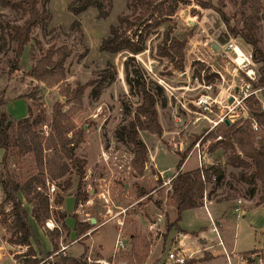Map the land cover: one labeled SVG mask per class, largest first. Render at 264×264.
Instances as JSON below:
<instances>
[{
    "label": "rangeland",
    "instance_id": "374dc122",
    "mask_svg": "<svg viewBox=\"0 0 264 264\" xmlns=\"http://www.w3.org/2000/svg\"><path fill=\"white\" fill-rule=\"evenodd\" d=\"M69 1L50 0L49 5L52 12L48 24V28H51L50 32H46V30L39 27L33 29L34 37H38L41 43L40 45L32 44L31 40L25 45L20 56L18 69L11 68L15 41L7 37L8 45L5 50L0 51V99L4 101L2 108L6 109L13 117L21 118L28 112V102L33 113H37L39 110L43 111L48 119L53 102L57 99L64 100V97L60 94L58 84L46 85L26 73L33 64L34 57L38 56L40 51L44 50L50 43L58 45L65 42L73 49L65 61L66 78L60 84L61 87L65 84L74 86L77 82H84L89 78L96 77L105 62L111 60L116 67V79L111 84L101 88L97 96L92 94L91 87H87L83 94L82 108L74 107V110L70 112L75 123L84 128V138L74 152L87 160L86 173L82 183V188L87 192L86 199L80 200L81 205H75L74 191L77 178L74 173L71 174L72 185L66 191H61L54 181L49 182L55 184L54 194L62 192L64 197L67 195L64 202L63 200L60 203L51 201V218H56L57 221L60 220L57 210L64 211V204L66 213L64 223L66 227L73 231V235L75 234L73 229L75 217L89 220V217L94 216L97 218V222L93 223V226L76 238H71L69 233L64 235L62 228L63 238L59 237L56 241L58 244L59 240L62 239L66 246H70L67 249H70L72 254H77L86 247V254L91 257H104L108 256L107 252L112 250L120 225L121 235L125 237L127 245L123 251L116 255V258L122 260V262L118 263L115 260L114 264H154L155 261H157L156 264H174L166 256L168 250L177 244L176 236L173 234V231H177V229L171 228L166 236L165 218L167 216L169 219H173L175 210L168 197V184H162L163 177L157 171V168L163 171L164 178L173 176L177 171L175 165L180 158V153L186 149L183 167L189 168L196 165L197 157L196 151L192 148V141L194 135L202 134V130L206 129L210 122L206 118H199L195 121L199 113L194 112L193 109L192 111L184 109L178 98L182 101H188L194 96L197 90L190 89L196 85L192 77L196 74L195 71L203 69L200 68V63L194 62V55L203 53L207 56L204 48L209 46L211 40H217L216 36L219 33L217 28L212 33L208 31V34L200 32L201 25H204L203 21L211 18V13H213L215 17L221 19V21L219 20V26L226 32L228 29L217 8L224 12L231 25L240 26L241 7L235 0H207L214 7H202L194 0L189 4H180L175 15L177 21L175 33L180 35L190 27L193 29L192 34L188 35L192 39L186 45V61L183 71L172 70L167 58L156 57L153 52L151 53L149 41L147 42L148 48L135 55L136 60L143 67L145 75L159 84L162 82L166 86L165 89L160 84L165 93L168 94L169 91H173L177 95V98L171 97V102L167 100L164 105L157 104L163 128L161 135L140 131L139 135L147 146V156L142 173H138L131 164L132 144L120 140L116 136V129L130 118L127 112L133 110L140 100V94L131 92L125 79L123 60L129 52L123 50L117 53H109L99 50L100 39L108 33L109 24L116 22L117 15L126 10L125 0H112V8L105 17H98L97 9L93 6L88 7L78 15H74L67 7ZM16 15L14 10L0 5V20H15ZM75 18L80 21L83 35H80L75 28L69 29L70 22ZM210 20L214 21L215 18ZM258 24L259 27L255 31V35L259 40L258 47L264 54V19L259 20ZM236 40L245 50H252V45L245 42L240 36H236ZM86 48L88 49L86 54L80 57V54ZM259 64V62L254 61L253 67L257 69ZM229 68L232 71L231 65ZM226 74L230 76L228 72ZM243 75L245 73L240 69L238 77L242 78ZM229 81L222 83L224 86L221 93L222 97L226 95L225 87ZM34 86H37V90L34 91L37 92L35 97L29 94ZM258 94L261 96L260 93ZM70 106H73V104H66L64 108L68 109ZM190 107L194 108L192 102H190ZM214 110H218V107ZM209 116L215 118V111L211 112ZM42 129L47 130V126L44 124ZM207 141H202L204 148H206ZM210 152L209 155L205 156L206 161H216L221 156L216 155L214 150ZM2 153L3 149L0 147V160ZM26 159L24 166L21 169H16L17 172L34 171L33 158L28 155ZM1 171L0 162V178ZM140 189L146 191L139 194ZM235 196H238V193ZM2 197L3 193L0 189V202ZM208 202L210 200H207V204ZM229 202L233 203V198H228ZM25 206L29 212L28 218L33 230L31 240L34 248L43 252L51 250L52 242L46 231L43 232L34 220L30 210L31 204L26 203ZM4 207L7 210L9 204H5ZM108 207L110 211L107 212ZM188 209H184L181 213L180 220L183 226L194 230L205 229L209 235H215L210 231L211 222L207 218L204 209ZM227 211L233 232L236 230V234H239V249L258 247L259 244L264 246V227H260V225L255 226V228L250 227L249 223L253 222L249 218L250 210L245 213V216L241 214L237 216L232 209ZM159 213H163L162 220H157L153 226H150ZM258 215L257 223L264 222V206L256 211L254 216ZM117 218L122 221L121 224H118ZM98 224L100 226L92 229ZM42 225H44V222ZM97 229L99 231L94 235ZM8 236L9 233L0 222L1 251L6 249L5 241ZM22 249L18 252H10V254L20 259L24 257L20 253H24L27 248ZM263 252L261 249H253L250 252L239 254L238 257L243 256L245 264L253 263L255 257L257 258L256 262L264 264L263 260L259 262ZM11 255H9L10 258ZM4 256L5 254L1 252L0 264H12L9 256L3 259ZM203 257L207 258V255L204 254ZM221 257L205 260L201 264H224L225 258ZM93 264L98 263L93 262Z\"/></svg>",
    "mask_w": 264,
    "mask_h": 264
},
{
    "label": "trees",
    "instance_id": "16d2710c",
    "mask_svg": "<svg viewBox=\"0 0 264 264\" xmlns=\"http://www.w3.org/2000/svg\"><path fill=\"white\" fill-rule=\"evenodd\" d=\"M191 1L125 0L126 10L117 15L116 22L109 24L108 33L102 36L99 42L100 51L129 52L123 60L125 79L129 90L140 94V100L133 110L127 112L130 118L116 129V136L132 144L131 164L138 173H142L147 156V146L139 133L148 131L157 135L162 134L163 128L157 104L164 105L167 97L162 85L145 75L135 55L148 48L149 41L151 53L153 52L156 57L167 58L172 70L183 71L187 37L192 34L193 29L190 27L189 31L176 34L175 15L180 4H189ZM194 1L202 7H214L207 0ZM235 2L241 7L240 26L231 25L224 12L219 8L217 11L231 35L240 36L252 45L253 59L260 63L257 67L259 76L252 85L260 87V97L264 98V54L258 47L259 40L255 35L259 27L258 21L264 19V0H235ZM49 3L50 0H0V5L9 7L17 14L15 20H0V51L7 47V37L15 41L12 69H18L21 53L28 42L32 40V44L40 45L41 40L32 33L35 27L50 32L51 28H48V24L52 12ZM90 6L97 9L98 17H105L112 8V0H70L67 3L68 9L74 15H78ZM74 28L83 35L80 21L76 18L69 24V29ZM87 50L86 48L80 57L84 56ZM72 51V47L65 42L58 45L50 43L34 57L33 64L26 71L29 76L46 85L60 86V94L64 100L57 99L53 102L48 119L43 111L33 113L28 102L27 114L15 118L2 108L4 101L0 99V147L3 149L0 160L2 168L0 189L3 193L0 202V222L9 232L7 237L9 243L27 246L24 253H20L24 256L20 258L23 264H89L85 260L86 247L79 254L72 255L57 251L58 244L54 240L51 251H37L31 240L33 230L28 218L29 212L22 199L23 197L31 204L33 218L42 225L50 216L51 201L47 192V181H54L61 191H66L72 185L71 174L74 173L77 178L74 191L75 205L87 197V192L82 188L87 160L74 152L84 138V128L75 123L70 112L74 107L82 108L83 94L87 87H91L92 94L97 96L101 88L116 79L117 71L114 63L107 60L96 77L77 82L74 86L65 84L61 87L60 84L66 78L65 61ZM194 62L200 63V68L204 67L203 63ZM195 73L199 75L200 72L198 70ZM36 90L37 86H34L29 94L35 97ZM66 104L73 106L65 109ZM246 105V116L231 122L221 121L208 130L202 138L203 142L211 140L210 151L217 147L222 149L224 156L222 162L216 159L203 168L182 170L187 149L180 153L175 165L177 171L171 179V189L168 192L175 217L165 218L166 236L173 227L181 230L178 222L184 209L202 205L204 192L206 191L207 197L209 196L210 184L222 182L225 165L239 168L235 180L247 184L246 195H251L259 185L256 203L264 202V109L255 95L246 98ZM253 120L257 121V130L252 127ZM44 124L47 126L45 131L42 129ZM204 131L205 129L202 133ZM200 134H195L193 141ZM218 135H221L220 139H216ZM28 155L33 158L34 171L17 172L16 169L24 166ZM145 191L140 189L138 193L142 194ZM63 195L62 192L55 193L53 201L60 203L64 198ZM5 204H9L7 210ZM57 212L59 218H64L66 215L65 211L57 210ZM61 225L66 227L64 221ZM91 226L93 223L90 220L74 218L73 229L77 236ZM50 233L54 239L61 236V231L56 227ZM55 257L57 259H53ZM196 260L187 257L182 264H193Z\"/></svg>",
    "mask_w": 264,
    "mask_h": 264
},
{
    "label": "built area",
    "instance_id": "2783aa9c",
    "mask_svg": "<svg viewBox=\"0 0 264 264\" xmlns=\"http://www.w3.org/2000/svg\"><path fill=\"white\" fill-rule=\"evenodd\" d=\"M200 28L201 33L204 32V34H208V29L205 25H201ZM226 33L227 37L224 42L211 40L209 46L204 48L207 56L203 53H200V55H194V61H199L204 64L203 69H199V75L195 74L192 77L196 85L192 86L190 89H195L197 91L191 99H188V101H182L178 98L184 109L190 111L193 109L194 112L199 113L198 116H196L195 121L199 118H206V120L210 122V125L195 141H193L192 144L193 150L196 151L198 167L200 168L213 163V161L209 162L205 159V156L211 153L209 149L211 140L207 141L206 148L202 145V138L208 130L212 129L219 122L224 121L225 119H228L231 122L246 116V98L249 95H255L258 97L259 104L262 109H264V98L260 97L258 94L260 87H253L252 85V82L257 80L259 76L257 69L253 67L255 60L253 59L252 50H245L241 44L237 42L236 36L231 35L227 30ZM191 39V37H188L187 43H189ZM214 43H217V46H215ZM230 65L232 67V71L229 70ZM240 69H242L245 73L242 78L238 77ZM226 72H228L230 76H227ZM228 80L230 81L225 87L226 95L222 97L221 93L224 89L222 83L227 82ZM160 84H162V82H160ZM164 88L166 89V86H164ZM165 94L169 102H171L172 96L177 98V95H175L173 91H169L168 94ZM190 102H192L194 108L190 107ZM217 107L218 110H214ZM214 111L216 117L211 118L209 114ZM252 127L253 129H258L257 121L253 120ZM220 138L221 135L216 136V139ZM159 173L163 177L162 184L167 183V188L170 190L171 179L174 175L164 178L163 171L160 170ZM46 184L49 199L52 201L54 198V191L56 190L55 184L49 183L48 181ZM105 200L107 199L105 198ZM207 200L209 199L205 191L202 202V205L205 208L207 207ZM238 201H240V199H238ZM78 205H81V203L79 202ZM235 210H239V207L236 206ZM108 211H110L109 207L107 208V212ZM162 216L163 213H159L156 220H154L153 224L150 226H153L157 220H162ZM117 222L118 224H121L122 221L117 218ZM44 226L52 229L56 226V224L52 218L48 217L44 221ZM211 230L218 236L219 242L221 243L220 235L215 223L211 226ZM58 244L59 247L57 251H62L66 247V244L63 243L62 239L59 240ZM126 245L127 241L125 237L121 235V227L119 225L112 248V254L110 253L108 256L104 257L97 256L95 258L86 254L85 260L89 264H93V262L98 264H114L115 260H117L118 263L122 262V260L116 258V255L123 251L126 248ZM188 255L189 253L186 252V249L182 246L180 240L177 239V244L173 245L172 248L168 250L166 258L171 260L174 264H182ZM13 264H23V262L15 258L13 259Z\"/></svg>",
    "mask_w": 264,
    "mask_h": 264
},
{
    "label": "crops",
    "instance_id": "0c3cea01",
    "mask_svg": "<svg viewBox=\"0 0 264 264\" xmlns=\"http://www.w3.org/2000/svg\"><path fill=\"white\" fill-rule=\"evenodd\" d=\"M206 13H204V14H206ZM214 16L215 15L211 13V18H214ZM211 18H207L206 20H210ZM219 20L221 21L220 18H219ZM204 21H203V24H204ZM214 151H215L216 155L217 154L221 155L219 157V159L217 158V161L222 162L224 160V156L221 153L222 149L220 147H217V148H215ZM194 167H198V162L196 163V165L191 166L189 168L183 167V164H182L181 169L186 170V169H191ZM160 170L161 169L157 168V171H160ZM238 170H239L238 167L231 166V165H225V173H224V177L222 178V182H219L217 184L213 182L209 186L208 199L210 200V202H208L207 207L205 208L203 205H199V206H196L193 208H189L192 210H198V209H202V210L204 209L205 210L206 216L209 219V221L211 222V226L213 225V223H215L217 226V229H218V232L220 235V239H221V243L219 242L218 236L211 230V226H210V231H211V233H214L215 235H209L205 229L194 230L192 228H187V227L183 226L181 224V220H179L178 224L181 227V230L173 231V234L176 236V239L180 240V243L186 249V252L189 253L188 258H196L197 259L196 262H194L193 264H201L205 260H210L214 257H219V256H222L221 258H225L224 264H245V259H243L244 257L243 256H241V258L238 257L239 254L241 255V254H243V252H247V251H250L253 249H261L264 251V246H261V244H259L258 247L254 246L253 248L239 249V247H238L239 234H236V230L233 232V227H231L232 223H231L229 215H228V211H227L228 209H232L237 214V216L239 214H241L242 216H245V213L248 212V210H250L249 218L253 221L252 223L251 222L249 223L250 227L255 228V226H257V225H260V227H264V222L257 223V219H259V215L254 216V215H256V211L260 210V208L264 206V202L259 203V204L256 203V201L258 199L260 187H259V185H257L254 189V192L251 195H246L245 193H246L247 184L241 180L240 181L235 180V178H236L235 176H237ZM236 193H238V196H235ZM230 197L233 198V203H230V202L228 203V198H230ZM64 198H63V202H64ZM22 199H23L24 204L26 205L27 202L25 201V199L23 197H22ZM238 199H240V201H238ZM236 206L239 207V210H235ZM61 207H62V205H61ZM63 210L65 211L64 204H63ZM49 218H51V217L49 216ZM52 220L56 224V226H54V227H56L60 231H62V228H63L64 235L66 233H69L71 238H76V237L80 236V235L77 236L76 233L73 235V233H72L73 231H71L70 228L63 227L61 225V222L65 221V217L60 218L59 221H57L56 218H52ZM95 222H97V218H96ZM39 226L42 228L43 232L46 231L47 235L49 236V238L52 242V249H53V241L56 240V239H54V237H52V235L50 233L53 228L50 229L44 225H39ZM97 226H100V224L96 225L92 229L97 228ZM3 228H5V227L3 226ZM98 231L99 230L97 229L94 232V235ZM62 236H63V233L61 232L60 237H62ZM214 238H216V239H214ZM5 244H6L5 251L0 250V254H1V252L3 254H5L3 259L6 256L11 255L10 252L11 253L18 252V251L23 250L22 248H27L26 245L9 243L7 241V239L5 241ZM100 244H101V242L99 243V245ZM68 246L69 245H67L62 250V252L66 253L68 251L67 252L68 254H72L71 250L67 249L70 247V246L69 247ZM15 247H17L19 249H16ZM51 250H48V251H51ZM101 251L103 252L102 249H101ZM111 251H109L107 253L110 254ZM79 253H77V254H79ZM6 254H9V255H6ZM77 254H72V255H77ZM103 254H105V253H103ZM204 254L207 255V258L203 259L202 257L204 256ZM9 258H10V256H9ZM13 259H15V257H13L11 255L10 260H11L12 264H13ZM259 259H260L259 262L262 260L264 262V252H263V255ZM256 260H257V258L255 257L254 262L249 263V264H259L258 262H256ZM156 262L157 261H155L154 264H156Z\"/></svg>",
    "mask_w": 264,
    "mask_h": 264
},
{
    "label": "water",
    "instance_id": "95a60500",
    "mask_svg": "<svg viewBox=\"0 0 264 264\" xmlns=\"http://www.w3.org/2000/svg\"><path fill=\"white\" fill-rule=\"evenodd\" d=\"M213 14V13H212ZM214 21L211 20H206L204 21V25L208 28V31L210 33L214 32V29L217 28L219 30V33L217 34V40L219 42H224L226 37H227V33L225 32V30L221 29V27L219 26V18L215 17ZM215 46H217V43H214ZM226 122H229L228 119H225ZM89 220L91 223H95L96 218L94 216L89 217Z\"/></svg>",
    "mask_w": 264,
    "mask_h": 264
}]
</instances>
